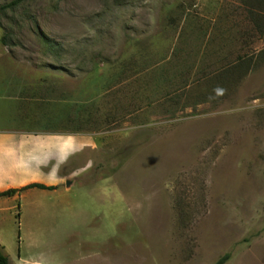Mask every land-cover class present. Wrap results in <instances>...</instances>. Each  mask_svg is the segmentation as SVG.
<instances>
[{
  "label": "rangeland",
  "instance_id": "obj_1",
  "mask_svg": "<svg viewBox=\"0 0 264 264\" xmlns=\"http://www.w3.org/2000/svg\"><path fill=\"white\" fill-rule=\"evenodd\" d=\"M0 71L91 139L0 197L9 264H264V0H21Z\"/></svg>",
  "mask_w": 264,
  "mask_h": 264
},
{
  "label": "crops",
  "instance_id": "obj_2",
  "mask_svg": "<svg viewBox=\"0 0 264 264\" xmlns=\"http://www.w3.org/2000/svg\"><path fill=\"white\" fill-rule=\"evenodd\" d=\"M17 72L0 71V191L30 182L56 187L67 178L59 170L68 156L91 139L49 126L36 128L35 85ZM44 115L42 110V123Z\"/></svg>",
  "mask_w": 264,
  "mask_h": 264
},
{
  "label": "trees",
  "instance_id": "obj_3",
  "mask_svg": "<svg viewBox=\"0 0 264 264\" xmlns=\"http://www.w3.org/2000/svg\"><path fill=\"white\" fill-rule=\"evenodd\" d=\"M21 0H13L7 4L2 5L0 8H6L12 5L17 4ZM30 188H38V189H45V190H52L55 188L54 185H45L43 183L39 182H30L23 186L16 187V188H7L5 190L0 191V197L1 196H13V195H19L21 192L30 189ZM2 247L0 246V264H9V260L7 255L2 251Z\"/></svg>",
  "mask_w": 264,
  "mask_h": 264
}]
</instances>
